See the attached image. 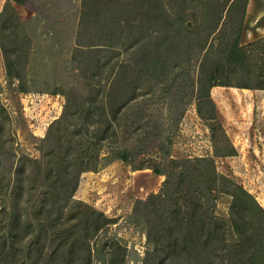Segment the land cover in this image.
<instances>
[{
    "label": "trees",
    "instance_id": "obj_1",
    "mask_svg": "<svg viewBox=\"0 0 264 264\" xmlns=\"http://www.w3.org/2000/svg\"><path fill=\"white\" fill-rule=\"evenodd\" d=\"M68 3L72 8L74 0ZM247 3L80 0L84 13L92 4L111 6L118 42L72 43L66 64L82 90L71 86L52 92L65 103L41 140L40 160L15 151L10 117L0 103V264H127L126 249L106 236L112 222L73 200L79 178L98 169L104 152L128 163L129 147L140 143L151 122L157 130L164 126L152 96L165 81H170L166 93H183L188 81L183 64L192 57L198 74L191 90L204 122L217 119L212 88L264 90L263 79L254 86L252 77L250 84H232L229 76L232 67L251 61L247 51L253 43L241 44ZM199 7L206 12L202 37L193 36L202 26L197 23ZM23 28L17 10L6 3L0 11L5 75L27 92L31 42L20 35ZM145 79L150 81L146 88ZM233 155L234 150L226 154ZM199 167L207 171L201 173ZM151 170L164 181L156 194L136 202L134 212L143 215L146 239L140 264H264V226L256 221L264 210L218 174L212 159L170 160L164 170ZM214 194L231 198L228 223L213 214L215 204L209 201Z\"/></svg>",
    "mask_w": 264,
    "mask_h": 264
},
{
    "label": "rangeland",
    "instance_id": "obj_2",
    "mask_svg": "<svg viewBox=\"0 0 264 264\" xmlns=\"http://www.w3.org/2000/svg\"><path fill=\"white\" fill-rule=\"evenodd\" d=\"M6 3L17 10L24 24L20 35L31 42L27 72L30 82L28 91L22 92L16 82L6 79L0 51V103L10 117L15 151L18 155L40 160L41 140L48 126L60 117L65 103L61 95L52 92L71 86L77 92L82 90L76 87L66 64L72 43L118 42L116 34L119 31L110 24L109 4L96 7L92 4L84 13L79 8L80 0H74L72 8L68 0H0V11ZM196 10L197 23L202 26L193 36L202 37L206 31L202 23L206 12L201 7ZM172 35L173 32L168 33L169 37ZM250 39L241 40V44L253 43L247 51L251 61L236 69L232 67L229 74L232 84L249 83V77L256 79L250 82L254 86L261 82L260 79L264 80V38ZM193 59L190 64H183L184 77L188 78L183 93L176 95L174 90L166 93L164 88L170 81H165L152 96L153 107L163 112L160 124L164 126L157 130L151 122L141 135L139 145L132 142L133 146L129 147L128 163L104 152L105 158L98 169L80 176L73 196V200L104 214L112 222L106 236L126 249L127 264H140L146 248L143 215L134 212L136 202L145 201L161 189L164 177L151 169L164 170L170 160L212 159L218 174L241 187L264 210V90L212 88L209 95L215 104L217 119L204 122L196 113L198 100L191 90V81L196 83L198 74ZM145 81L146 88L150 81ZM202 109L206 115L207 107L202 106ZM231 150L234 155L226 156ZM199 171L204 173L207 169L199 167ZM209 202L215 204L214 216L228 223L231 198L226 194H214ZM256 221L258 227L264 226V215H258Z\"/></svg>",
    "mask_w": 264,
    "mask_h": 264
},
{
    "label": "crops",
    "instance_id": "obj_3",
    "mask_svg": "<svg viewBox=\"0 0 264 264\" xmlns=\"http://www.w3.org/2000/svg\"><path fill=\"white\" fill-rule=\"evenodd\" d=\"M246 38H264V0H248L241 40Z\"/></svg>",
    "mask_w": 264,
    "mask_h": 264
}]
</instances>
